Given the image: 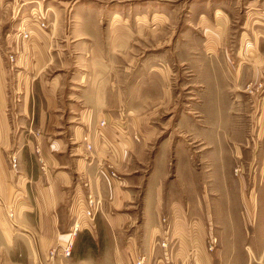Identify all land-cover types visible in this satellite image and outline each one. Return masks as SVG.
Segmentation results:
<instances>
[{"label":"crops","instance_id":"0c3cea01","mask_svg":"<svg viewBox=\"0 0 264 264\" xmlns=\"http://www.w3.org/2000/svg\"><path fill=\"white\" fill-rule=\"evenodd\" d=\"M219 13L210 19L219 27L206 25L201 44H180L143 62L123 27L30 25L24 40L19 28L28 20L20 17L16 30L5 31L0 17V261L135 264L140 254L147 264L261 259L249 250L263 241L244 232L239 216L249 185L238 182L237 166L247 159L254 114L264 116V103H253L264 84V44L245 33L232 46V27ZM121 117L130 133H141L140 142L123 139L115 127ZM102 120L106 143L95 134ZM86 181L103 206L94 226L85 222L75 232V204L87 194ZM214 230L221 241L234 239L228 253H206Z\"/></svg>","mask_w":264,"mask_h":264},{"label":"rangeland","instance_id":"374dc122","mask_svg":"<svg viewBox=\"0 0 264 264\" xmlns=\"http://www.w3.org/2000/svg\"><path fill=\"white\" fill-rule=\"evenodd\" d=\"M40 12L46 17V31L72 28L75 22L82 29H88L92 24L114 31L123 27L133 38L130 43L138 46L140 51L137 55H140L141 62L174 52L180 44L187 45L189 49L201 44L206 25L211 23V28L219 27L216 23L213 26L210 20L216 12H221V16L222 12L227 15L232 27V46L240 44V40L245 39V33L251 34L247 39L264 44V0H0V17H5V31L16 30L23 20L29 23L32 14ZM13 14L16 19L7 22ZM20 17L22 21H19ZM73 17L80 19L73 21ZM110 38L105 35L104 42ZM252 54L256 56L257 53L253 51ZM258 89V98L253 101L256 105L264 103V84L259 85ZM204 110L209 112L206 108ZM251 118L248 116V119ZM253 119L255 124L249 132L251 145L247 159L239 161L237 166V169L241 167L244 177L238 182L241 185L247 182L249 185L244 196V210L239 216L247 222L244 232L260 236L263 241L258 247L252 246L249 251L262 254L260 260H253L254 264H264V116L262 119L254 114ZM255 125H258L259 131ZM253 128L256 130L253 131ZM234 231L233 237L236 236ZM215 232L211 235L218 241L216 249L213 252L208 250L207 239L206 253L211 256L222 251L228 253L234 239L221 241ZM0 264H4V261H0Z\"/></svg>","mask_w":264,"mask_h":264},{"label":"built area","instance_id":"2783aa9c","mask_svg":"<svg viewBox=\"0 0 264 264\" xmlns=\"http://www.w3.org/2000/svg\"><path fill=\"white\" fill-rule=\"evenodd\" d=\"M31 26H37L39 29L45 31L47 29V24H46V17L43 13H33L32 18L30 19L29 23L23 22L22 25L19 28L20 35L22 36V39L24 40H29L30 39V34H29V28ZM9 60L11 63L15 62V58L13 56L9 57ZM108 125V123L104 120L100 121L99 124L96 127L95 134L96 136L104 141L105 135L103 132V129ZM115 127L118 129L119 133L123 136V139L128 140L132 139L136 142H140L142 135L139 132H136L134 134L130 133L128 130V123L126 120V117H121L118 122L115 123ZM87 140V139H86ZM105 142V141H104ZM106 143V142H105ZM108 147L111 151V153L114 155L116 151V147L112 144H108ZM87 150L91 151L92 150V145L88 144L87 145ZM36 153L40 155L39 161L42 165H45L44 158H42V152L40 149H36ZM9 163L12 167L13 170L18 169V156L16 153H12L8 156ZM109 177L111 179H118V175L115 171H110L109 172ZM84 188L87 189V194H81L78 195L77 201L75 204V217H76V223L74 225V231L77 232L79 231L83 224L86 222L87 224L90 225V227L94 226V222L96 219V216L98 213H100L102 206H103V200L97 196L92 189V185L90 181H86L84 183ZM14 207H12L9 212H8V218L12 221L14 218ZM161 223L165 226H167L166 231H170V226L167 218H161ZM217 239L213 237L212 235L208 238V250L210 252H213L216 249L217 245ZM161 246L164 250L168 251L169 250V243L168 242H162ZM72 246L71 244L68 245V247L63 249V255L66 258H69L71 256L72 252ZM57 251L53 250L50 252V257L53 258L55 257ZM148 263V258L145 255H138L135 259V264H147Z\"/></svg>","mask_w":264,"mask_h":264}]
</instances>
